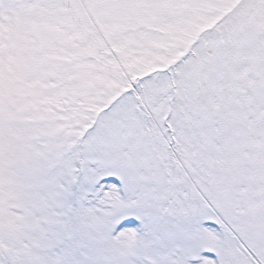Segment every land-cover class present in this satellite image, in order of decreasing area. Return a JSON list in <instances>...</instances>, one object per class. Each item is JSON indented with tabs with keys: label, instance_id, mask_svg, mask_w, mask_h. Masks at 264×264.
<instances>
[{
	"label": "snow or ice",
	"instance_id": "6c2138e0",
	"mask_svg": "<svg viewBox=\"0 0 264 264\" xmlns=\"http://www.w3.org/2000/svg\"><path fill=\"white\" fill-rule=\"evenodd\" d=\"M0 264H264V0H0Z\"/></svg>",
	"mask_w": 264,
	"mask_h": 264
}]
</instances>
